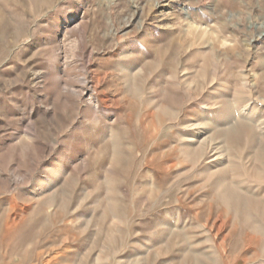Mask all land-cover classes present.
<instances>
[{
  "label": "rangeland",
  "instance_id": "1",
  "mask_svg": "<svg viewBox=\"0 0 264 264\" xmlns=\"http://www.w3.org/2000/svg\"><path fill=\"white\" fill-rule=\"evenodd\" d=\"M0 264H264V0H0Z\"/></svg>",
  "mask_w": 264,
  "mask_h": 264
},
{
  "label": "bare ground",
  "instance_id": "2",
  "mask_svg": "<svg viewBox=\"0 0 264 264\" xmlns=\"http://www.w3.org/2000/svg\"><path fill=\"white\" fill-rule=\"evenodd\" d=\"M88 93H89V97H88L89 103L94 104L95 109L97 110L100 102V100L98 99L99 97H98L97 89L92 88Z\"/></svg>",
  "mask_w": 264,
  "mask_h": 264
}]
</instances>
